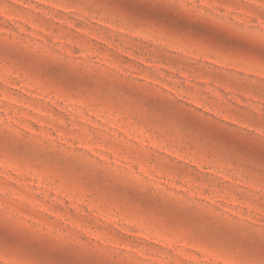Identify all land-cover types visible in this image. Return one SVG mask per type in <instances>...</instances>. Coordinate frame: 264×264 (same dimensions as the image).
Here are the masks:
<instances>
[{
	"label": "rangeland",
	"instance_id": "rangeland-1",
	"mask_svg": "<svg viewBox=\"0 0 264 264\" xmlns=\"http://www.w3.org/2000/svg\"><path fill=\"white\" fill-rule=\"evenodd\" d=\"M0 264H264V0H0Z\"/></svg>",
	"mask_w": 264,
	"mask_h": 264
}]
</instances>
